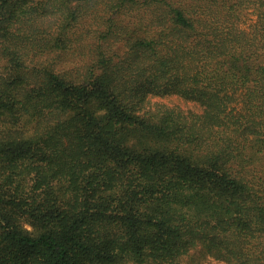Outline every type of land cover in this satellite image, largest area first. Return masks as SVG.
I'll list each match as a JSON object with an SVG mask.
<instances>
[{"label":"trees","instance_id":"1","mask_svg":"<svg viewBox=\"0 0 264 264\" xmlns=\"http://www.w3.org/2000/svg\"><path fill=\"white\" fill-rule=\"evenodd\" d=\"M213 260L264 264V0H0V264Z\"/></svg>","mask_w":264,"mask_h":264},{"label":"rangeland","instance_id":"2","mask_svg":"<svg viewBox=\"0 0 264 264\" xmlns=\"http://www.w3.org/2000/svg\"><path fill=\"white\" fill-rule=\"evenodd\" d=\"M255 19H256V16H253L251 14L248 17L244 18L245 22L242 25L245 26V27H249L254 22ZM173 101L176 102V103H180L182 106H187V107L191 106L190 104H185L184 102H182V101L179 102V101H177L175 99H173ZM213 263L214 264H220L221 262L219 263V262L213 260Z\"/></svg>","mask_w":264,"mask_h":264}]
</instances>
